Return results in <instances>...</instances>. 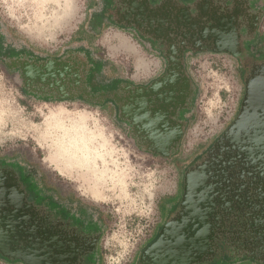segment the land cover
I'll use <instances>...</instances> for the list:
<instances>
[{
    "label": "rangeland",
    "instance_id": "374dc122",
    "mask_svg": "<svg viewBox=\"0 0 264 264\" xmlns=\"http://www.w3.org/2000/svg\"><path fill=\"white\" fill-rule=\"evenodd\" d=\"M154 1L123 0L113 24L101 0H0V175L37 227L17 247L39 258L30 244L41 239L61 248L55 264L77 249L76 264H154L168 222L184 223L186 237L197 230L185 205L211 185L222 192L210 227L231 231L230 244L220 234L191 264H264L249 227L264 209V174L233 148L264 133V58L234 46L237 15L264 33V0L255 13L246 0H200L193 12ZM73 123L98 155L90 168L57 153ZM0 264L27 263L0 253Z\"/></svg>",
    "mask_w": 264,
    "mask_h": 264
},
{
    "label": "water",
    "instance_id": "95a60500",
    "mask_svg": "<svg viewBox=\"0 0 264 264\" xmlns=\"http://www.w3.org/2000/svg\"><path fill=\"white\" fill-rule=\"evenodd\" d=\"M248 136L249 137L246 140L244 139L245 136L244 138L241 136L239 139H234L233 148L237 151V156H239L243 161L250 163L248 166L252 167V173L259 170V172L262 171L264 174V133L259 135L253 133ZM246 143H250V146H244ZM254 165L259 166L253 169ZM247 172L248 174H251L249 171ZM255 174L256 173L253 175ZM1 178L2 176L0 175V253L3 255L21 257V259L27 264L29 262L33 263L37 260L46 261L45 264H55L48 260L54 258L60 259L62 257L61 248H51V250H55L57 253H54V256L50 257V253L53 251L48 249V246L51 245L47 242H43L41 239H38L33 244H30L35 248L32 252H41V254L38 255L39 258H35L27 253L29 251V247H25L24 249L17 247L19 240H27V243L29 244L32 240L28 237L32 238V235L34 237L37 227L35 225H27V222L31 219V217L27 215L23 207H21L22 198H20L19 194H17L14 190V187L5 189ZM202 182L201 178V185L204 186ZM227 188L229 187L225 186L224 190ZM212 191L213 187L211 185L206 186L205 190L200 191V197L198 200L193 201L190 199L187 205H185L186 217H188L190 221H194L193 229H197L192 235H188L186 237L185 233L182 235L180 234V230H182L185 225L184 223L175 225V222H168L165 225L159 238L152 245L154 248L164 249V252H161L157 259L154 260V264H159L158 260H162L160 264H191L199 260L200 255L208 250L207 248L212 238V227H210V223L212 222V219H214L212 216V213L214 212L213 208L214 206L219 205L217 204V198L215 199L213 195L217 196V192H222L219 188L214 192ZM237 191L242 190H239L238 186L234 188L232 190V193H234L232 198L238 200V195L236 194ZM207 192L212 194L206 196ZM262 192H264V189ZM3 196H5L6 199H4ZM226 201L227 200L223 203L224 206L228 204ZM258 212L259 213L254 215L252 218L249 227L256 229L257 231V236L251 247H254L255 251L259 253L264 251V209L261 211L259 208ZM165 228H168V230ZM43 233L47 236L49 235L44 231ZM166 234L169 235L170 240H168L166 242L167 244L165 243L166 245H164L160 237L162 238ZM38 237L42 238L41 236ZM49 240L50 243L54 242L52 247L54 244L61 246V242L57 240L56 236H50Z\"/></svg>",
    "mask_w": 264,
    "mask_h": 264
},
{
    "label": "bare ground",
    "instance_id": "6f19581e",
    "mask_svg": "<svg viewBox=\"0 0 264 264\" xmlns=\"http://www.w3.org/2000/svg\"><path fill=\"white\" fill-rule=\"evenodd\" d=\"M59 126H61V125H59ZM61 127L63 129L61 131V133L63 132L62 133L63 138L61 140V145H59L57 147L58 155L61 157L64 156L67 159L74 160V164L76 163L78 166L86 163L89 165V168H90L93 164V161L95 160V158L98 155L95 153L93 148L89 147L88 144H86L87 141H85V140H88V138L85 139L82 136L81 133L83 132V130L79 129V125L77 123H73V124H71V126H69L67 128L64 126H61ZM58 130H60V129H58ZM80 134L82 137L79 136ZM83 135H84V133H83ZM87 136L88 135H86V137ZM91 143H93V142L91 141ZM94 148H95V146H94Z\"/></svg>",
    "mask_w": 264,
    "mask_h": 264
},
{
    "label": "trees",
    "instance_id": "16d2710c",
    "mask_svg": "<svg viewBox=\"0 0 264 264\" xmlns=\"http://www.w3.org/2000/svg\"><path fill=\"white\" fill-rule=\"evenodd\" d=\"M259 0H251L250 1V6L253 10H258L263 8V5H259L258 2ZM183 3L190 2V0H181ZM101 11H104V15L107 16V18L110 20L111 23L115 24L113 22L114 20V13L116 14L117 8L119 6V3L116 2L115 0H101ZM244 47L246 49V53L249 54L252 58L255 59H261L264 58V33L260 32L259 30H255L251 37L247 40L244 41ZM32 56V55H30ZM34 59L37 60L36 57ZM39 60H46V59H39ZM35 61V60H34ZM4 199H6L3 196ZM2 199V200H4ZM213 229V235H212V243L216 241L219 237L220 234L222 236H225V239H222V243H228L226 240L228 236H231V231H229L226 235L221 232V226L217 224L212 225ZM227 231H225L226 233ZM232 234H234V231H232ZM230 244V243H228Z\"/></svg>",
    "mask_w": 264,
    "mask_h": 264
},
{
    "label": "flooded vegetation",
    "instance_id": "af4514ba",
    "mask_svg": "<svg viewBox=\"0 0 264 264\" xmlns=\"http://www.w3.org/2000/svg\"><path fill=\"white\" fill-rule=\"evenodd\" d=\"M116 2H118L119 3V6H118V8H117V12L119 13V11L121 12V10L123 9V4H124V2H123V0H115ZM162 1L163 0H155L154 2H153V4H157V5H159L160 3H162ZM176 2H177V4L179 5V7L180 6H184V7H187L188 8V10L191 12H193V10H195V8H196V4L200 1V0H190V2H187V3H183V2H181V0H175ZM233 0H219V4L222 6V7H226V8H230L231 6H232V4H233V2H232ZM250 1L251 0H246V4H245V6H247V11H249V13H255L254 11H252L251 10V6H250ZM221 2H223V3H221ZM122 5V6H121ZM234 6V5H233ZM235 11H233V12H238L236 9H234ZM240 14V13H239ZM237 17H238V20H237V25H236V27H235V33H236V35H237V38L239 37V40L235 43V48H239V50H242V49H244V54L246 55V56H249V54L248 53H246V49H245V47H244V41L245 40H247V39H249L250 37H251V35L253 34V32L255 31V30H257V29H255V28H252L251 26H249L248 25V22L247 21H242L241 20V16L240 15H237ZM240 19V20H239ZM131 25L132 26H134L137 30H139V32H141V28L139 27V26H137L136 24H134L133 22L131 23ZM259 30V29H258ZM241 44H242V46L243 47H241ZM238 45V46H237ZM255 59V58H254ZM262 59V58H261ZM256 60H260V59H256ZM262 63L261 64H259V66L258 67H262V65L264 64V60H262L261 61ZM255 63H259L258 61L257 62H255ZM57 231H56V233H58V234H60V232L58 231V229H56ZM212 235H213V232H212ZM78 238V237H77ZM212 239V238H211ZM75 241H76V239H74ZM210 245H212V243H211V241H210ZM208 250V252L210 251V249H209V246H208V248H207ZM77 251H80V250H76V253H74L73 255V257L71 258V260H70V264H76V262L78 263L82 258H81V256L80 257H77ZM214 252V251H213Z\"/></svg>",
    "mask_w": 264,
    "mask_h": 264
},
{
    "label": "crops",
    "instance_id": "0c3cea01",
    "mask_svg": "<svg viewBox=\"0 0 264 264\" xmlns=\"http://www.w3.org/2000/svg\"><path fill=\"white\" fill-rule=\"evenodd\" d=\"M4 197H5V196H4ZM60 209H61V208L58 207V205H57L55 208L52 209V212H54L57 216H59L60 219L65 220L64 218H61V211L63 212V209H62L61 211H60ZM71 216L74 217L73 215H71ZM74 218H76V217H74ZM73 226H75L74 229H78V226L81 228L80 224H76V225H73ZM80 228H79V229H80ZM85 230H86V229H85ZM92 244H93V243H92ZM93 246H94V245H93ZM93 246H92V247H93Z\"/></svg>",
    "mask_w": 264,
    "mask_h": 264
}]
</instances>
